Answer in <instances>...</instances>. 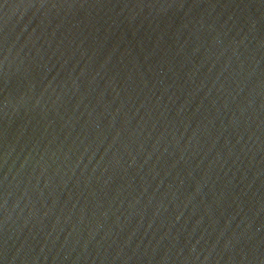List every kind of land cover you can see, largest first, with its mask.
Masks as SVG:
<instances>
[{
    "label": "water",
    "instance_id": "95a60500",
    "mask_svg": "<svg viewBox=\"0 0 264 264\" xmlns=\"http://www.w3.org/2000/svg\"><path fill=\"white\" fill-rule=\"evenodd\" d=\"M0 264H264V0H0Z\"/></svg>",
    "mask_w": 264,
    "mask_h": 264
}]
</instances>
